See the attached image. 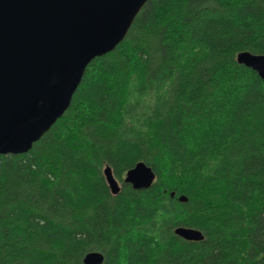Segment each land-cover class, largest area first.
I'll list each match as a JSON object with an SVG mask.
<instances>
[{"label":"trees","instance_id":"16d2710c","mask_svg":"<svg viewBox=\"0 0 264 264\" xmlns=\"http://www.w3.org/2000/svg\"><path fill=\"white\" fill-rule=\"evenodd\" d=\"M242 51L264 54V0H148L49 131L0 157V264H264V79ZM141 161L156 177L135 189Z\"/></svg>","mask_w":264,"mask_h":264},{"label":"water","instance_id":"95a60500","mask_svg":"<svg viewBox=\"0 0 264 264\" xmlns=\"http://www.w3.org/2000/svg\"><path fill=\"white\" fill-rule=\"evenodd\" d=\"M148 0H0V157L27 153L69 107L89 63L112 51ZM237 61L264 79V54L242 51ZM104 175L113 194L121 186L112 168ZM156 174L138 162L124 181L135 189ZM176 235L204 239L201 230L179 226ZM90 251L85 264H101Z\"/></svg>","mask_w":264,"mask_h":264}]
</instances>
